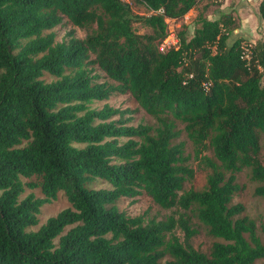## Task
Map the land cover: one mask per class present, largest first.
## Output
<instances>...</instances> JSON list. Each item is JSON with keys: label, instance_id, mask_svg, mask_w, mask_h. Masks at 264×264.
Masks as SVG:
<instances>
[{"label": "trees", "instance_id": "16d2710c", "mask_svg": "<svg viewBox=\"0 0 264 264\" xmlns=\"http://www.w3.org/2000/svg\"><path fill=\"white\" fill-rule=\"evenodd\" d=\"M132 1L148 13H134L125 0H0V264L264 258L254 220L232 202L243 168L264 199V41L251 45L247 65L240 41L227 43L230 19L199 15L191 36L182 22L179 46L160 51L165 19L182 18L198 0ZM258 14L264 24V0ZM64 17L86 35L69 31L58 42L44 34ZM134 22L150 32L138 33ZM99 70L115 83L99 80ZM113 92H129L156 125H133L130 109L106 102ZM176 121L209 169L201 189L183 188L194 169L184 142L175 141ZM95 180L109 187H92ZM25 187L42 196L21 197ZM59 192L69 205L28 229ZM141 192L175 211L157 220L119 210L118 198ZM192 216L220 239L208 253L191 243Z\"/></svg>", "mask_w": 264, "mask_h": 264}, {"label": "rangeland", "instance_id": "374dc122", "mask_svg": "<svg viewBox=\"0 0 264 264\" xmlns=\"http://www.w3.org/2000/svg\"><path fill=\"white\" fill-rule=\"evenodd\" d=\"M130 3L132 10L137 14L148 13L145 7L132 0H125ZM261 0H198L196 5L188 12L187 25H188V36H191L196 25V19L199 15L206 16L209 19H230V24L227 30L228 40L227 43L230 45L232 42L239 40L241 45L248 48L249 45H254L257 41H264V24L259 18L258 5ZM239 9V11H238ZM134 28L138 33L150 32V29L143 26L140 22H134ZM179 29V28H178ZM74 31V34L83 38L88 29L80 28L72 25L66 17L63 18L62 22L50 30H45L44 34L54 33L55 41H62L67 38V33ZM247 51V49L245 50ZM101 76L99 80L107 81L108 83H115L110 78L104 76L102 71H97ZM42 78L45 81L51 80L53 77L48 73H45ZM262 84H264V75L262 77ZM107 103L114 107L128 108L132 111L131 123L136 125L138 123L148 124L155 126V118L148 114L133 98L129 92L119 93L113 92ZM104 102H94L92 106L100 107ZM176 126L181 129L180 135L176 138V142H184V153L189 155L188 164L194 169V176L192 179L187 180L184 183V190L189 188L201 189L206 182V177L209 169L204 167L197 158L194 157V148L191 140L187 137L185 131H183V124L176 121ZM260 154L259 158L264 163V135L260 134ZM208 156H212L211 149L204 152ZM31 179H34L32 177ZM28 179L23 178V181ZM236 181L240 185V189L234 193L232 202L242 203L244 210L240 216H247L254 220L256 225L257 234L264 241V199L254 193V188L258 184L249 178V169L243 168L236 174ZM92 187H109V185L102 180H95L92 183ZM29 192H33L35 196L41 197L42 193L39 188L29 189L25 187V191L21 197H24ZM68 201L63 192H59L57 198L52 200L50 203L43 204L40 208L38 215L39 222L35 226H31L28 229H37L45 220L56 214L61 209L67 207ZM116 205L119 210L124 211L129 216H136L145 213L146 218H155L157 220L163 219L168 214L175 211V209H165L157 205L150 196L145 192L137 195L135 198L120 197L116 200ZM182 210V209H181ZM192 226L196 228V234L191 238L192 245L205 253H208L211 244L215 240H220L207 231V228L197 220L196 217L191 218ZM176 234L183 237V233L180 229L175 230ZM253 264H264V258L255 260Z\"/></svg>", "mask_w": 264, "mask_h": 264}, {"label": "built area", "instance_id": "2783aa9c", "mask_svg": "<svg viewBox=\"0 0 264 264\" xmlns=\"http://www.w3.org/2000/svg\"><path fill=\"white\" fill-rule=\"evenodd\" d=\"M212 1H220V0H212ZM191 10V9H190ZM189 10V11H190ZM188 11V12H189ZM188 12H186L182 18H166L167 28L166 34L164 38L158 44V49L160 51H166L170 48H177L179 46V37H178V28L181 23H187ZM241 58L249 65V59L251 55V45L248 48L242 46ZM247 49V51H245ZM192 74H189L191 76Z\"/></svg>", "mask_w": 264, "mask_h": 264}, {"label": "crops", "instance_id": "0c3cea01", "mask_svg": "<svg viewBox=\"0 0 264 264\" xmlns=\"http://www.w3.org/2000/svg\"><path fill=\"white\" fill-rule=\"evenodd\" d=\"M238 11H239V9H238Z\"/></svg>", "mask_w": 264, "mask_h": 264}]
</instances>
